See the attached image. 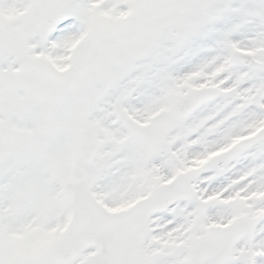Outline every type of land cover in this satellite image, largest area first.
I'll return each instance as SVG.
<instances>
[{
  "label": "rangeland",
  "instance_id": "rangeland-1",
  "mask_svg": "<svg viewBox=\"0 0 264 264\" xmlns=\"http://www.w3.org/2000/svg\"><path fill=\"white\" fill-rule=\"evenodd\" d=\"M36 7L39 0H0V36L11 44L0 54V122L14 135L0 161V264H50L45 250L60 235L73 180L118 211L175 173L195 193L150 220L144 249L153 264H182L169 247L202 237L209 224L256 215L263 222L233 254L250 244L254 264H264V141L248 140L264 125V0H70L38 15ZM13 43H23L29 64L18 70ZM226 50L251 54L259 67L242 69ZM202 85L219 99L175 119L174 102ZM115 103L162 145L133 139ZM89 127L104 145L80 166Z\"/></svg>",
  "mask_w": 264,
  "mask_h": 264
},
{
  "label": "water",
  "instance_id": "water-1",
  "mask_svg": "<svg viewBox=\"0 0 264 264\" xmlns=\"http://www.w3.org/2000/svg\"><path fill=\"white\" fill-rule=\"evenodd\" d=\"M49 8L63 5L66 0H42ZM241 58L253 62L246 55L238 53ZM246 56V57H245ZM257 66V63H252ZM217 92L213 88L194 89L186 93L175 104L173 111L175 117L186 116L192 113L199 105L213 100ZM118 118L122 119L134 136L146 139L154 145L159 141L150 135L144 126H139L126 116L118 106L114 107ZM260 138H264L261 135ZM101 142L97 135L87 130L80 149L79 162H91ZM185 178L179 176L176 180L160 185L151 191L150 195L141 202L136 203L128 211L119 214H104L96 208L86 185L83 182L74 184V213L64 235L47 251L53 264H70L77 259L86 248H95L96 256L85 258L87 264H150L149 258L138 252L139 242L148 233V218L155 212L161 211L172 201L182 196L188 197L190 188H184ZM255 220H238L233 225L219 229L211 227L206 239H194L193 246L179 245L173 251H186L190 255L186 264H224L231 260L230 248L241 237L248 235L249 228ZM137 233L132 241L124 233ZM138 243V245H137Z\"/></svg>",
  "mask_w": 264,
  "mask_h": 264
}]
</instances>
